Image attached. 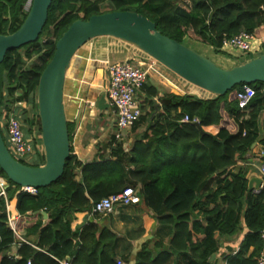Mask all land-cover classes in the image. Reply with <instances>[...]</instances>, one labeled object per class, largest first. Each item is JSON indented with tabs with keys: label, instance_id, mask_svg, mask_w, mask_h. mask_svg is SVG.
I'll return each mask as SVG.
<instances>
[{
	"label": "trees",
	"instance_id": "1",
	"mask_svg": "<svg viewBox=\"0 0 264 264\" xmlns=\"http://www.w3.org/2000/svg\"><path fill=\"white\" fill-rule=\"evenodd\" d=\"M26 1L0 0V34L19 28L29 10ZM105 4L108 9L104 11ZM108 11L138 12L163 35L183 43L191 32L223 53L224 38L241 31H264V0H52L37 40L8 50L0 64L4 141L3 122L20 102L31 106L18 113L23 128L36 124L40 130L38 79L53 56L56 41L73 21ZM225 56L230 54L225 52ZM243 85L202 99L173 92L160 95L157 87L146 83L141 94L143 113L131 128L144 125L145 129L128 150L111 135L92 159L82 162L70 145L62 176L36 188L34 194L20 190L0 169V176L8 181L6 197H0V264H60L65 258L72 264H117L121 242L117 233L97 221L75 228L72 223L76 213L90 212L95 202L125 187L136 190L158 226L153 249L142 245L133 264H216L223 247L220 240L238 233H242L238 247L220 254L223 264H255L262 247L264 189L248 190V169L241 166L230 172V168L246 159L253 143L264 150V128L259 121L264 83L248 84L255 95L240 108L236 95ZM185 115L190 121L181 122ZM20 162L39 166L44 162L43 152L30 164ZM13 198L18 213L15 231L8 226L6 214V201ZM213 254L217 257L211 259ZM120 258L129 263L128 254Z\"/></svg>",
	"mask_w": 264,
	"mask_h": 264
},
{
	"label": "water",
	"instance_id": "2",
	"mask_svg": "<svg viewBox=\"0 0 264 264\" xmlns=\"http://www.w3.org/2000/svg\"><path fill=\"white\" fill-rule=\"evenodd\" d=\"M51 2L32 0L19 28L12 33L0 34V64L8 50L37 40L46 23ZM101 36L113 37L137 47L190 85L214 96L224 95L235 85L264 83V53L224 68L183 43L163 35L153 21L138 12L108 11L91 15L87 20L77 19L56 41L53 56L38 79L36 103L43 164L30 166L15 159L0 129V169L14 184L20 187H46L62 176L70 155L69 121L63 91L66 71L77 50L87 41ZM193 124L203 132L199 122ZM260 183L261 179L257 180L254 188H258ZM252 189L250 181L248 190ZM42 214L46 216L44 212ZM214 257L215 254L211 259Z\"/></svg>",
	"mask_w": 264,
	"mask_h": 264
},
{
	"label": "crops",
	"instance_id": "3",
	"mask_svg": "<svg viewBox=\"0 0 264 264\" xmlns=\"http://www.w3.org/2000/svg\"><path fill=\"white\" fill-rule=\"evenodd\" d=\"M258 34L260 35V33ZM229 54L231 53L229 52ZM239 58L237 54L224 55L223 58H218V62L222 64V67L229 68L235 65L233 61H237ZM126 59H134L144 67L146 63L153 65L155 71L151 72L148 83L157 87L160 95L165 92H173L177 95L194 93L189 95H196L202 99L214 97L208 91L190 85L165 67L154 62L146 53L127 42L103 36L94 38L84 43L71 59L66 71L63 90L66 117L69 123L73 124L70 145L73 154L82 162L92 159L97 148L106 143L110 136L115 133L114 113L105 90L108 84L107 67L110 63ZM139 97L142 99L140 94ZM154 100L158 102L156 98ZM145 107L147 109V106ZM262 112L259 121L261 128H264V111ZM131 130L124 132L123 146L127 144L125 140H128L129 137L135 139L144 131V129L140 130L139 127L136 130ZM124 148L126 147L124 146ZM263 155L264 150L261 145L255 143L246 154V159L239 161L230 168V172H234L241 166L246 167L248 169L246 178L248 183L252 181L253 191L255 190L256 181L262 179L259 168ZM15 201L14 198L11 205L16 211ZM88 221H97L100 225L109 226L118 234L121 242L118 248L117 260H121L123 264H133L136 253L142 245L153 249L156 241L157 223L153 219L151 211L139 200L129 206H116L114 212L101 215V217H96L90 212L76 213L72 228ZM134 226L139 228L135 230ZM235 236L237 237V235ZM220 242H222L226 251L233 245L227 237H223ZM15 250L16 246L12 248L11 253H14ZM126 254L129 255V263L120 258V256ZM219 263L223 264L221 261L216 264Z\"/></svg>",
	"mask_w": 264,
	"mask_h": 264
},
{
	"label": "built area",
	"instance_id": "4",
	"mask_svg": "<svg viewBox=\"0 0 264 264\" xmlns=\"http://www.w3.org/2000/svg\"><path fill=\"white\" fill-rule=\"evenodd\" d=\"M32 0L26 1V6H30ZM25 6L26 9H28ZM244 32L224 38L222 41V50H235L239 52L240 56L244 59H249L262 52L264 43V31L259 32ZM229 53V52H228ZM147 55V54H146ZM150 57V56H149ZM151 58V57H150ZM154 60L153 58H151ZM154 62H156L154 60ZM158 63V62H157ZM159 64V63H158ZM162 66L161 64H159ZM108 71V84L106 87V95L114 113L115 123V140L118 142L124 141V132L131 129L135 122H137L143 113L138 95L142 92L143 86L148 83L151 72L155 71L152 64H145V67L140 62L134 59H126L110 63L107 67ZM167 79V78H166ZM255 90L249 85H243L237 91V103L240 108L246 106L249 101L254 97ZM22 107L27 105L18 103ZM34 113L31 111L30 116L33 117ZM181 122L190 121L188 116H184ZM191 122H198L196 119ZM5 124V143L12 154V156L19 160L29 156L35 151L43 152V146L40 138V130L36 124L27 128V132L23 129V123L18 113H10L8 118L3 123ZM28 133V136H27ZM124 147V146H123ZM125 150H128L125 148ZM262 176L261 183L254 192L258 193L264 189V155L262 163L259 168ZM8 181L3 176H0V197H6V189ZM20 190L34 194L36 188L33 187H20ZM14 199V198H13ZM12 199V200H13ZM6 201V214L8 226L15 231V221L18 213L12 208L11 201ZM136 190L133 187H125L120 192L103 197L93 204L90 211L91 214L108 215L115 211L116 206H129L137 202ZM18 240L24 241L23 238L17 236ZM262 247L256 257L255 264H264V229L261 232ZM17 247V246H16ZM60 264H72L68 258L59 261ZM117 264H123L121 260H117Z\"/></svg>",
	"mask_w": 264,
	"mask_h": 264
},
{
	"label": "rangeland",
	"instance_id": "5",
	"mask_svg": "<svg viewBox=\"0 0 264 264\" xmlns=\"http://www.w3.org/2000/svg\"><path fill=\"white\" fill-rule=\"evenodd\" d=\"M31 5V4H30ZM27 8L28 7H30V6H26ZM102 9L105 11V10H107L108 9V6H107V4H105L103 7H102ZM258 33H259V31H258ZM103 37H108V36H103ZM97 38V37H96ZM110 38H113V37H110ZM94 39V38H93ZM92 40V39H91ZM90 41V40H89ZM88 42V41H87ZM183 44L184 45H186L187 47H189V48H191V49H193L194 51H196V52H198V53H200L201 55H203V56H205V57H207V58H209L210 60H212L215 64H217L218 66H220V67H222V64H219V62H218V58H223L224 57V55H225V52H230L231 54H230V56H232V55H234V54H237L240 58L237 60V61H233V63H242V62H244L245 60H248V59H244V58H242L241 59V56L239 55L240 53L239 52H236L235 50H229V49H226V50H224V53L223 52H216V51H214V49H212L207 43H205V42H201V41H199L195 36H194V34L193 33H191V32H189V34H188V36L186 37V40L183 42ZM262 52H264V47H263V49H262ZM259 55V54H258ZM140 95H141V93H140ZM138 99L140 100V103H142V100H141V98L139 97V95H138ZM146 106V105H145ZM29 108H31V106L30 105H27L26 107H22L21 105L18 107V108H16V112L17 113H19V111H21V109H29ZM147 110V109H146ZM33 112V111H32ZM4 123V122H3ZM25 127L26 128H23L24 129V131L25 132H27V128H28V126H26L25 125ZM72 127H73V125L72 124H69V130H71L72 129ZM139 129L140 130H143V129H145L144 128V126L143 125H141V126H139ZM112 131V130H111ZM132 131V130H131ZM108 134H110V133H108ZM109 138V137H108ZM133 140H134V138L133 137H129L128 138V140H125L126 142H127V144H125L124 146L127 148V149H129L130 147L129 146H131L132 145V143H133ZM38 155H40V153H39V151H35L34 153H32V154H30L29 156H27V157H25V158H22V159H20V161H23V162H25V163H28V164H30L34 159H35V157H37ZM101 217V216H100ZM105 217V216H104ZM107 218V217H106ZM139 227H135L134 226V229L136 230V229H138ZM241 238H242V233H238L237 234V237L235 236V237H232V238H228V240H231V242H232V247L234 248V249H236L237 247H238V245H239V241L241 240ZM167 239H168V237H165L164 238V241L166 242L167 241ZM221 244H222V242H221ZM225 252L226 251V249H225V247L223 246L220 250H219V253H218V257H220V253L221 252ZM218 259V258H217ZM218 261L220 262H222V260H221V257L218 259ZM219 264H221V263H219Z\"/></svg>",
	"mask_w": 264,
	"mask_h": 264
}]
</instances>
